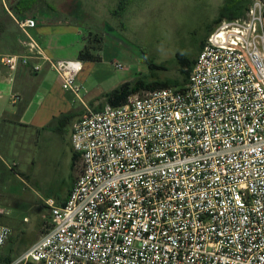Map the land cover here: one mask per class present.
Masks as SVG:
<instances>
[{"label": "built area", "instance_id": "built-area-1", "mask_svg": "<svg viewBox=\"0 0 264 264\" xmlns=\"http://www.w3.org/2000/svg\"><path fill=\"white\" fill-rule=\"evenodd\" d=\"M15 19L23 51L1 62L42 60L80 101L82 61ZM71 144L81 170L18 264H264V0L214 27L186 83L87 108ZM11 233L0 223V254Z\"/></svg>", "mask_w": 264, "mask_h": 264}, {"label": "rangeland", "instance_id": "rangeland-1", "mask_svg": "<svg viewBox=\"0 0 264 264\" xmlns=\"http://www.w3.org/2000/svg\"><path fill=\"white\" fill-rule=\"evenodd\" d=\"M51 1L48 0L54 5ZM82 1V12L88 16L85 24L95 31L87 34L89 43L98 47L97 42L102 38L103 59V63H96L95 72L85 86L102 81L108 88L137 79L146 82L179 79L182 82L183 74L176 54L181 52L191 59L197 57L200 45L208 36V26L217 18L224 3V0ZM120 3L123 7L116 14L114 10ZM150 62L162 64L165 69H149ZM116 63L122 67H116ZM69 129L70 122H67L53 132H41L32 147L33 155L31 151L29 154L23 152L24 157L28 156L19 162L18 169L29 173L33 177L31 181L12 173L9 156L5 161H9L11 169L4 165L7 171L3 172L0 167V223L11 228L13 237L8 247L14 251L27 241L35 242L46 231L50 210L45 199L62 195L73 173L76 178L81 170V159L76 165L77 170L71 169L66 144ZM21 230L25 231L24 235ZM12 258L16 255L12 254ZM11 264L18 263L15 260Z\"/></svg>", "mask_w": 264, "mask_h": 264}, {"label": "crops", "instance_id": "crops-1", "mask_svg": "<svg viewBox=\"0 0 264 264\" xmlns=\"http://www.w3.org/2000/svg\"><path fill=\"white\" fill-rule=\"evenodd\" d=\"M51 2L55 6L48 0H0V167L3 172L7 171L4 165L11 169L9 161H5V157L9 156L15 168V171L11 170L12 173L28 182L33 177L21 168L18 169L19 162L28 156L24 157L23 152L29 154L31 151L33 155L32 147L41 132H53L67 122H70L66 135L68 155L71 169L74 172L77 170V163L72 166L75 153L71 144L73 125L86 113L87 108L101 109L106 104L104 94L122 84L108 88L101 81L85 86L90 75L95 72L96 63H103L101 50L97 52L98 61H82L83 67L77 76L83 85L80 101L74 100L73 94L62 88L61 77L42 60H32L28 64L19 63L15 69H10L1 62L2 57L21 54L23 51L24 35L15 19L20 17L36 20V26L31 32L47 55L58 59H78L79 52L87 45V34L95 33L91 26L85 24L88 16L82 12L83 1ZM35 63L42 64L40 70L32 69ZM25 132L29 133L25 135ZM33 160L31 164L34 163ZM21 174H26L29 178L26 179ZM71 177V182L62 195L49 196L57 204L66 201L75 179L74 173ZM21 233L24 235L25 231L21 230ZM12 237L13 234L3 246L0 259L12 258V254H15L16 258H12L14 262L34 242L27 241L14 251L8 247Z\"/></svg>", "mask_w": 264, "mask_h": 264}, {"label": "trees", "instance_id": "trees-1", "mask_svg": "<svg viewBox=\"0 0 264 264\" xmlns=\"http://www.w3.org/2000/svg\"><path fill=\"white\" fill-rule=\"evenodd\" d=\"M251 1L252 0H224V3L220 8L217 18H215L212 24L208 26V32L210 33L214 29V27L223 19H236V18L244 17ZM122 7L123 5L120 3L119 8H117V10H114V12L116 14H119ZM88 34L91 35L92 32H89ZM94 39L98 41V36L96 34H94ZM89 40L90 38L87 36V45L78 54V59L80 61L99 60V57L97 56V52L102 50V38H99V41L97 42L98 44H100V46L98 47L90 45ZM203 43L204 41L200 45L199 51L201 50ZM196 58L191 59L189 56L181 52H178L176 54L178 65L181 66L180 71L183 74L182 82L179 79H170L165 81L155 80L153 82H146L142 79H137L135 81H126L104 94L106 103L112 106H120L123 105L128 100L129 96L140 94L143 91L148 92L158 88L181 86L184 83H186L190 70ZM148 66L149 69H165L164 65L156 64L154 62H150ZM79 159H80V155L75 152L72 157V166H75L76 163H78ZM11 170L15 171V168L12 167ZM21 175L26 179L29 178L26 174H21ZM12 262H13L12 258L1 259V264H11Z\"/></svg>", "mask_w": 264, "mask_h": 264}]
</instances>
